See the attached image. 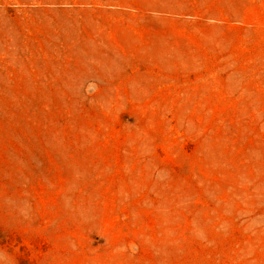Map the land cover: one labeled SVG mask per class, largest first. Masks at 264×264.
I'll return each mask as SVG.
<instances>
[{"label":"rangeland","instance_id":"1","mask_svg":"<svg viewBox=\"0 0 264 264\" xmlns=\"http://www.w3.org/2000/svg\"><path fill=\"white\" fill-rule=\"evenodd\" d=\"M0 264H264V0L0 5Z\"/></svg>","mask_w":264,"mask_h":264},{"label":"crops","instance_id":"2","mask_svg":"<svg viewBox=\"0 0 264 264\" xmlns=\"http://www.w3.org/2000/svg\"><path fill=\"white\" fill-rule=\"evenodd\" d=\"M46 0H0V5L7 4H35V3H43Z\"/></svg>","mask_w":264,"mask_h":264}]
</instances>
